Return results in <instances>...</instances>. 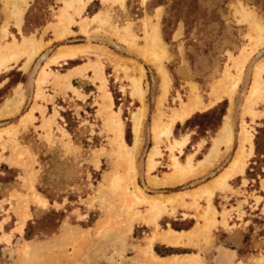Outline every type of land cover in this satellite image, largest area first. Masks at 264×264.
I'll list each match as a JSON object with an SVG mask.
<instances>
[{"label":"rangeland","instance_id":"rangeland-1","mask_svg":"<svg viewBox=\"0 0 264 264\" xmlns=\"http://www.w3.org/2000/svg\"><path fill=\"white\" fill-rule=\"evenodd\" d=\"M88 1L30 0L22 25L12 20L3 31L10 8L0 0V48L27 41L42 47L29 60L18 46L17 57L0 64V264H264V88L245 112L253 73L264 61V34L255 27L264 25V0H198L188 28L177 19V0H94L81 12ZM99 10L106 23L93 29L87 18ZM154 24L158 42L148 39ZM72 48L76 57L49 63ZM244 58L232 101L223 95L176 123L170 137L156 138V112L167 122L190 99L208 104L215 83L235 75ZM159 60L170 82L162 102ZM98 63L105 90L95 80ZM74 65L71 88L65 77ZM143 105L130 156L124 147L136 139L131 118ZM206 113L212 114L199 117ZM226 113L232 143L201 162ZM243 127L253 150L244 148L243 170L221 182ZM185 136L182 151L172 149ZM134 186L145 195L181 197L157 217L149 203L134 199ZM170 229L197 237L158 239Z\"/></svg>","mask_w":264,"mask_h":264},{"label":"bare ground","instance_id":"bare-ground-1","mask_svg":"<svg viewBox=\"0 0 264 264\" xmlns=\"http://www.w3.org/2000/svg\"><path fill=\"white\" fill-rule=\"evenodd\" d=\"M5 1H6L5 7L10 8V10L5 8L8 10V15H7V19L5 21V24L3 25V31L6 30V26L12 20L14 21L15 26L20 27L22 25L24 15H25V12L27 10L26 7H27L30 0H18V1H16V0L15 1L5 0ZM76 1L79 3L81 2V0H76ZM104 12L105 11L96 12L93 16L87 18L90 20L89 26H92L93 29L103 28L102 24L106 23V19L103 16ZM256 20H257V18H256ZM256 23L257 24L255 27L259 32V36H262L264 34V25L257 22V21H256ZM86 29L87 28L85 27V30ZM158 30H159L158 24L157 25L154 24L150 27V31L148 32V39L150 40V42H158V39L157 40L154 39L157 37ZM24 41H27V40H24ZM259 43L260 44L264 43V36L261 37ZM31 44L32 43L30 41H27V42H24L20 45H13L11 47H6L4 51H3V49L0 48V64H5V60H9L10 57H12V58L17 57V54L20 51V48H19L20 46H22L25 53H28L29 60H31L32 57L35 54H37L38 51H40V49L42 48L40 44H35V45H31ZM150 49H151V47H150ZM75 51H77V49H72L69 52H60L57 54V56L53 57L49 61V63H57V61L59 59L74 57L76 54ZM7 55H9V56H7ZM149 57H151V56H149ZM28 62H30V61H27L26 64L24 65V67H27ZM245 62H246V59L244 58L240 62L239 66H236L237 67V69H236L237 73L235 75H229L228 77L225 76V78L220 79L217 83H215V85L213 86L212 92H211L212 99L208 104L199 102L196 100V98L190 99V101L185 102L183 104V107L180 108L178 111H173L172 115L170 116V118L167 122L163 121L161 119V116H162L161 112L162 111L156 112L155 120H154V123H155L154 124V131H153L156 134V138L158 139L162 135H165L166 137H170L172 135V131H173V128H174L176 122H178L179 120L183 121L184 119L189 118L192 115V113L199 108L208 107L212 104L218 103V101L221 100L223 95H227L229 97V99L232 101V99L236 93V90L238 88V85L241 81V79H240L241 78V72H242V68H243ZM48 65L49 64H47L46 66H48ZM46 68L47 67H43L42 75L38 78L39 86H41V84H43L45 82V79L47 76L46 75L47 71H45ZM84 68L87 69V67H84ZM158 68L163 75V77H162L163 93L160 95V98H159V101L162 102V100L165 98V95L167 93V89H168V86L170 85V82H169V78L165 72L166 70H164L165 68L163 67L160 60H159ZM94 69H95V80H100L101 89L105 90L106 84H105L104 78L101 75L102 72L100 73V71H102V70L100 69L99 63L94 67ZM262 69H264V61L260 62V64L255 69V72H254L255 80L253 82L252 88L250 90L248 99H247L246 104H245V112L251 111L252 105L255 102V99L263 91L264 83L261 79ZM78 70H79V68H78ZM75 74H76V71L69 72L67 75L65 74L66 75L65 80H67L68 86H70L72 88H74V87L71 86V84H70V78L72 76H74ZM133 83L135 85L134 94H137V95L139 94L141 96L142 95V88H141V85L139 83V80H135V81L133 80ZM107 96H109L110 99L112 100L110 93ZM145 106L146 105H143L142 107H140L139 111L137 113H134L132 115V118H131V120L134 123V133L136 135V139H135L133 145H130V146L126 145L124 147L126 150H128V153L130 156H133V154L135 153V150L138 147V143H139L138 140H139V135H140V131H141V124H142L141 122L143 121L142 119L145 117L144 115L146 112ZM228 110H230V109H228ZM29 114H32V113H29ZM29 116H31V115H29ZM119 124H118V130L121 131L123 124H122V122L121 123L119 122ZM243 128L244 129L241 131V133L239 132L240 134L238 135L241 149L233 156V158H232L233 160L231 161L230 166L227 167L226 171L222 174L221 177H219V178H221L220 179L221 182H225V180L228 179L232 175V172L235 171L236 169H241V171L243 170V168H244V157H245L244 156V148L248 147L250 150H252V148H253L252 138L249 135V132L245 129V127H243ZM233 137H234V133H233V127H232V123H231V119H230V114L226 113L223 116V123L217 132V136L214 138L213 146L211 147L210 153L208 155L206 154L207 155L206 158L201 162L208 161V158L210 156H212V154L219 152L220 146H229L233 141ZM174 141H175V143L172 146V149H174L175 147H178L179 151L181 152L183 147L187 144V137L185 136L184 138H182L180 140L175 139ZM158 153H159L158 148L156 146L152 147L150 152L148 153L149 169H151V170L156 166L157 162L155 161V157L158 155ZM177 164H178V166H181V163H179L178 161H177ZM210 186H211L210 183L209 184L206 183L205 186H202L207 194L211 193L209 190L213 186H211V187ZM134 190L135 191L132 193L134 199L137 202L142 203V204H143V202L149 203L151 205V212L154 211L155 215L157 217L160 216V212H162V210H164V208L167 204L173 205L175 202V199H176V198H170L169 196H165L162 194H160V195H145L141 191L140 187H138V186H134ZM157 217H154L152 220H154V221L157 220ZM130 229H131V224H129V230ZM186 233H188V232L184 231L181 233V232L169 231V232H166L163 236L158 237V239L162 240L164 242H167V243L177 244V243H180L181 237L184 235L192 236L193 238H194V236H196V235H193L194 232H192L190 234H186ZM178 236H181V237H178ZM196 237L194 239H196Z\"/></svg>","mask_w":264,"mask_h":264},{"label":"trees","instance_id":"trees-1","mask_svg":"<svg viewBox=\"0 0 264 264\" xmlns=\"http://www.w3.org/2000/svg\"><path fill=\"white\" fill-rule=\"evenodd\" d=\"M227 1L228 0H224L225 3H227ZM160 2H161V0H160ZM177 5H178V9L176 10V14L178 15L177 19H182L185 23V26H187V28H188L189 20H192V19L188 18V16L191 13L192 14L198 13L199 1L198 0H177ZM180 5H184L183 8H180ZM224 112H225V109L223 108V109H221L220 114L223 115ZM211 114L212 113H206L204 115H199V117H208ZM218 120L220 121V117ZM218 124L219 123L217 122V125L214 124L212 127H217ZM127 132H128V134H131V128L130 127H128Z\"/></svg>","mask_w":264,"mask_h":264},{"label":"crops","instance_id":"crops-1","mask_svg":"<svg viewBox=\"0 0 264 264\" xmlns=\"http://www.w3.org/2000/svg\"><path fill=\"white\" fill-rule=\"evenodd\" d=\"M84 4H82L83 5V9L81 10V12L86 8V6L88 5V7L89 6H91V4L92 3H94V0H89L88 1V3H85V2H83ZM87 4V5H86ZM99 11H104V10H99ZM99 11H97V12H99ZM96 13V12H95ZM174 35H176V33L174 34ZM72 49H76V48H72ZM61 52H69L68 50L67 51H61ZM60 53V52H59ZM74 57H76V56H74ZM74 57H68V58H74ZM52 59V58H51ZM67 59V58H66ZM76 65H74V67H72L70 70L71 71H73L74 69H76ZM253 76H254V73H253ZM75 77H71L70 79L72 80V79H74ZM71 82V81H70ZM71 84V83H70ZM72 86V85H71ZM70 87V86H69ZM74 87V86H73ZM169 87V86H168ZM72 88V87H71ZM75 88V87H74ZM163 90V89H162ZM168 90V89H167ZM163 93V92H162ZM161 93V94H162ZM160 97V96H159ZM196 111V110H195ZM185 120V119H184ZM184 120L183 121H181V120H179L178 122H176V123H179V122H184ZM175 123V124H176ZM175 127V126H174ZM174 129V128H173ZM239 139V138H238ZM187 143H188V138H187ZM240 144V143H239ZM254 146V145H253ZM221 147V146H220ZM246 148V147H245ZM241 149V146L239 147V149H238V151ZM252 150H253V148H252ZM251 150V151H252ZM201 161H203V160H201ZM172 193V194H171ZM170 194H163V195H165V196H169L170 198H178V197H181V193H179L178 191H175V192H171ZM174 205V204H173ZM171 231H175V232H184V231H186V230H174V229H170ZM167 232H169V231H167Z\"/></svg>","mask_w":264,"mask_h":264}]
</instances>
